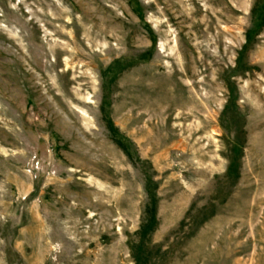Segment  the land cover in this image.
Returning <instances> with one entry per match:
<instances>
[{"label":"rangeland","instance_id":"1","mask_svg":"<svg viewBox=\"0 0 264 264\" xmlns=\"http://www.w3.org/2000/svg\"><path fill=\"white\" fill-rule=\"evenodd\" d=\"M0 264H264V0H0Z\"/></svg>","mask_w":264,"mask_h":264}]
</instances>
